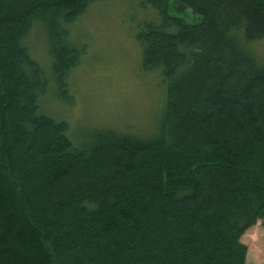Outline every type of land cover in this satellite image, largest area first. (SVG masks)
Instances as JSON below:
<instances>
[{
  "label": "trees",
  "instance_id": "obj_1",
  "mask_svg": "<svg viewBox=\"0 0 264 264\" xmlns=\"http://www.w3.org/2000/svg\"><path fill=\"white\" fill-rule=\"evenodd\" d=\"M104 1L0 0V264H245L264 219V59L248 49L264 0H136L158 16L134 36L163 88L151 134L79 142L39 104L48 80L72 104L68 27ZM185 10L199 21L171 16ZM36 26L48 74L25 46Z\"/></svg>",
  "mask_w": 264,
  "mask_h": 264
},
{
  "label": "rangeland",
  "instance_id": "obj_2",
  "mask_svg": "<svg viewBox=\"0 0 264 264\" xmlns=\"http://www.w3.org/2000/svg\"><path fill=\"white\" fill-rule=\"evenodd\" d=\"M138 4L136 0L97 2L68 27L70 40L84 52L69 78L72 104L59 102L53 81L48 80L49 93L39 106L45 115L67 122L79 142L95 129L142 137L151 134L163 88L158 85V74L143 75L139 71L140 49L134 36L140 23L155 22L158 16L151 7ZM171 16L189 24L199 21L190 10L172 12ZM25 46L48 74L50 59L39 27L32 30ZM248 49L264 59V40ZM241 243L247 250L245 264H264V219L246 230Z\"/></svg>",
  "mask_w": 264,
  "mask_h": 264
}]
</instances>
